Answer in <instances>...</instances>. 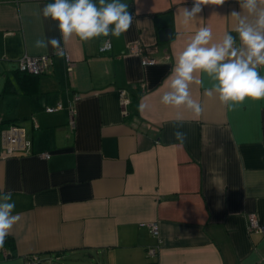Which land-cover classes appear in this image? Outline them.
Wrapping results in <instances>:
<instances>
[{"label":"crops","instance_id":"0c3cea01","mask_svg":"<svg viewBox=\"0 0 264 264\" xmlns=\"http://www.w3.org/2000/svg\"><path fill=\"white\" fill-rule=\"evenodd\" d=\"M52 2L0 0V192L13 193V214L21 216L0 248L10 254L0 264H25L30 254L47 264H264V234L247 231L251 213L264 223V99L229 108L218 94L205 95L212 81L201 72L194 76L202 83L189 86L200 115L161 103L176 57L199 28L212 30L211 43L237 36L231 13L247 15L239 0H209L189 24L181 13L193 0H120L134 13L126 33L67 42L42 15ZM163 14L172 31L165 41L157 26ZM52 37L68 53L71 73L51 45L35 47ZM106 39L110 48L102 50ZM137 41L154 65L128 52ZM24 55H49L50 69L11 70ZM258 71L264 76V66ZM12 125L19 139L8 155ZM177 129L187 134L183 143L173 136ZM152 221L160 248L148 256L157 243Z\"/></svg>","mask_w":264,"mask_h":264},{"label":"clouds","instance_id":"9594fccd","mask_svg":"<svg viewBox=\"0 0 264 264\" xmlns=\"http://www.w3.org/2000/svg\"><path fill=\"white\" fill-rule=\"evenodd\" d=\"M138 2V0H137ZM222 5L225 0H211ZM209 0H193L191 9L183 8V23L189 24L202 11V5ZM240 7L247 15L233 11L231 16L237 21V36L226 33L219 43H211L213 34L208 27L196 31L191 41L176 57L171 74L165 81L170 89L161 97V103L179 107L187 106L197 116L202 112V105L191 98L189 86L196 80L195 73H204L212 81L210 88H205V95L218 94L219 100L231 108L241 104L246 98L264 99V76L258 68L264 66V0H239ZM128 4L120 0H54L42 9L45 19L57 23L63 41L73 36L80 41H89L98 37L119 38L126 33L133 22ZM138 14V13H137ZM51 45L54 52L63 55L60 40L56 37L37 39L36 48L47 49ZM110 42L104 41L105 50ZM141 110L145 107L141 104ZM176 140L183 143L187 134L179 129L173 132ZM13 193L0 192V248L13 226L20 220V214H13L15 202Z\"/></svg>","mask_w":264,"mask_h":264},{"label":"built area","instance_id":"2783aa9c","mask_svg":"<svg viewBox=\"0 0 264 264\" xmlns=\"http://www.w3.org/2000/svg\"><path fill=\"white\" fill-rule=\"evenodd\" d=\"M132 16H134L133 12H130ZM108 41V39H106ZM62 49V48H61ZM63 55L66 60V65H67V72L71 73L72 71V63L70 61V57L67 52H65L63 49ZM128 52L131 54H136L141 56V64L144 66L147 65H154L157 60L152 57H147L144 55V46L142 45L141 42H133L129 48ZM9 67L11 70H18V71H23V72H28L34 75H40L45 72H47L50 69V56L49 55H24L21 56L19 59L15 60L14 62H11L9 64ZM79 94H76L74 97V100L79 99ZM120 102L121 105L125 108V106L128 104L129 99L125 95V91L122 90L120 91ZM62 106L58 104L55 107H48L47 111L48 112H53L57 109H60ZM69 116H70V124L72 125L74 122V116H75V110L74 107L71 105L69 109ZM18 127L15 125H12L9 127L7 130L8 135L7 139L10 142V145L5 146V153L10 155L15 151L14 146L12 145L16 140L18 141L19 139V131ZM18 132V133H17ZM16 134V135H15ZM44 157H48V153L42 154ZM151 233L153 236L157 238V243L153 246H150L147 250L148 256H153L158 253V250L160 248V232H159V227L158 224L155 221L149 222L148 224ZM247 231L249 233H260L264 234V223H261L255 214H249L247 216ZM9 252L6 249H0V259L2 258H7L9 257ZM46 262L45 259H42L38 254H30L25 256V264H43Z\"/></svg>","mask_w":264,"mask_h":264},{"label":"water","instance_id":"95a60500","mask_svg":"<svg viewBox=\"0 0 264 264\" xmlns=\"http://www.w3.org/2000/svg\"><path fill=\"white\" fill-rule=\"evenodd\" d=\"M157 26L159 27V38L162 41L170 39L172 31L170 28V16L168 14H163L157 17ZM0 73L2 74V68L0 67ZM4 82V76L0 77V86Z\"/></svg>","mask_w":264,"mask_h":264},{"label":"rangeland","instance_id":"374dc122","mask_svg":"<svg viewBox=\"0 0 264 264\" xmlns=\"http://www.w3.org/2000/svg\"><path fill=\"white\" fill-rule=\"evenodd\" d=\"M97 262H99L98 259H94L92 262H89V259H80L79 261H73V260H70V261H67V262H64L63 264H97ZM44 264H47V263H44Z\"/></svg>","mask_w":264,"mask_h":264},{"label":"trees","instance_id":"16d2710c","mask_svg":"<svg viewBox=\"0 0 264 264\" xmlns=\"http://www.w3.org/2000/svg\"><path fill=\"white\" fill-rule=\"evenodd\" d=\"M33 75H34V74H33ZM7 80H9V79H7ZM7 241H9V238H8V237H6V239H5V243H6Z\"/></svg>","mask_w":264,"mask_h":264}]
</instances>
